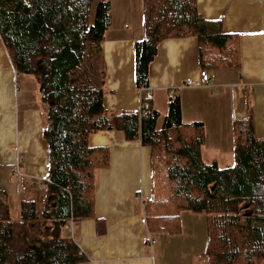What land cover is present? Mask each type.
Returning a JSON list of instances; mask_svg holds the SVG:
<instances>
[{
  "label": "trees",
  "instance_id": "obj_1",
  "mask_svg": "<svg viewBox=\"0 0 264 264\" xmlns=\"http://www.w3.org/2000/svg\"><path fill=\"white\" fill-rule=\"evenodd\" d=\"M96 1L0 0V37L16 71L35 77L45 104L54 105L45 129L54 173L42 204L21 200L14 221L8 194L0 190V264L87 261L62 229L94 216L97 172L110 166V154L91 147L89 137L102 131H122L152 151V196L144 208L150 234L180 229L183 212L202 213L208 264H263L264 138L257 137L252 109L234 122L235 163L229 168L204 162V126L183 123L179 94L170 96L160 128V112L147 96L141 114H109L103 46L111 3ZM144 30L135 43L141 94L150 88V67L166 40L197 38L205 74L240 67L237 37L205 20L197 0H144Z\"/></svg>",
  "mask_w": 264,
  "mask_h": 264
},
{
  "label": "crops",
  "instance_id": "obj_2",
  "mask_svg": "<svg viewBox=\"0 0 264 264\" xmlns=\"http://www.w3.org/2000/svg\"><path fill=\"white\" fill-rule=\"evenodd\" d=\"M109 1L111 27L103 46L104 104L109 114H141L143 96L166 113L170 96L179 94L183 123L204 126V162H216L220 168L235 163L234 122L245 118L249 109L257 137L264 138V0H197L205 20L222 23L225 33L237 37L239 69L205 74L197 38L166 40L158 48L150 67V88L143 94L136 86L135 43L145 38L144 0ZM19 75L0 37V168L13 169V178L20 163L29 185L33 179L25 177L29 167L21 155L28 141L25 129L37 111L46 117L37 97L26 106L20 103ZM48 110L52 112L50 106ZM89 144L108 150L110 166L97 172L94 216L79 221L75 229L71 226L74 241L87 256L83 264H208L207 216L183 212V228L177 236L159 232L154 238L149 232L143 205L152 196L151 149L140 139L127 140L122 131L92 134ZM51 168L52 175V162Z\"/></svg>",
  "mask_w": 264,
  "mask_h": 264
},
{
  "label": "rangeland",
  "instance_id": "obj_3",
  "mask_svg": "<svg viewBox=\"0 0 264 264\" xmlns=\"http://www.w3.org/2000/svg\"><path fill=\"white\" fill-rule=\"evenodd\" d=\"M100 1L101 0H97L96 4H98V2ZM224 73L225 72H220V75H223ZM40 89L41 87L39 86L35 77L28 75H19L18 90H20V103L24 102L26 106L27 101L30 102L31 99L37 97L39 99V105L42 107L43 114L46 118L44 119L43 116H40L41 113L37 111L35 116L28 121V127L27 129H25L26 135L28 136V141L22 147L21 153V155L26 158L25 166L29 167L28 170L27 168L26 170H24V175L27 179H33L31 181H35V186L33 187L31 185H28V183L24 179L11 178V170L13 169L8 170L0 168V190L5 191L8 194L11 218L14 221H18L20 218L21 200L36 198L39 206L42 204L44 192L40 191L39 186L37 185L41 180L48 182L52 172L49 156V142L45 137V129L48 128V126L52 125V123L49 122L51 113L48 110L49 105L45 104V102L43 101ZM167 112L160 113L161 117L158 121L159 128L162 126L165 116L168 114ZM31 164H33V168L30 167ZM199 215L204 217L206 216L202 213H199ZM73 224L75 229L78 222H73ZM73 224L70 222L69 225L62 229L63 238L74 240L73 232L71 229V226ZM179 227L180 229L175 230L174 232L170 233L167 231L161 233H166L171 236L180 235L183 228L182 219L179 222ZM157 234H153L154 238ZM153 246H156V243ZM206 252L207 247L205 255ZM205 260L206 258L204 257V261Z\"/></svg>",
  "mask_w": 264,
  "mask_h": 264
},
{
  "label": "built area",
  "instance_id": "obj_4",
  "mask_svg": "<svg viewBox=\"0 0 264 264\" xmlns=\"http://www.w3.org/2000/svg\"><path fill=\"white\" fill-rule=\"evenodd\" d=\"M188 85L189 86H193V83L192 82H189ZM13 178L23 179V174L21 172L20 163H17V165L14 168ZM29 185H31V186L35 185V182L34 181H29ZM38 185H39L40 189L43 190V191H46L48 189V183H45L42 180L40 181V183H38ZM143 207L145 208V204L143 205ZM151 244L154 245L155 243L152 241Z\"/></svg>",
  "mask_w": 264,
  "mask_h": 264
},
{
  "label": "water",
  "instance_id": "obj_5",
  "mask_svg": "<svg viewBox=\"0 0 264 264\" xmlns=\"http://www.w3.org/2000/svg\"><path fill=\"white\" fill-rule=\"evenodd\" d=\"M50 108H51V110H52V111L54 110V107H53V105H52V104L50 105Z\"/></svg>",
  "mask_w": 264,
  "mask_h": 264
}]
</instances>
